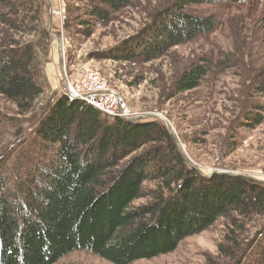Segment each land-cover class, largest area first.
<instances>
[{
  "label": "trees",
  "instance_id": "obj_1",
  "mask_svg": "<svg viewBox=\"0 0 264 264\" xmlns=\"http://www.w3.org/2000/svg\"><path fill=\"white\" fill-rule=\"evenodd\" d=\"M75 1L90 2L89 18L78 20L76 30L88 39L98 22L108 23L132 0ZM208 1L176 0L112 59L149 62L212 33L211 16L185 12ZM45 17L46 0H0V24L18 37L0 39V95L18 115L35 111L44 93L41 68L51 43ZM71 27L63 23V29ZM210 68L207 59L190 65L175 80L174 92L196 89ZM253 87L264 96V68ZM263 120L258 112L246 124L253 128ZM33 134L40 156L27 160L20 174L13 176L9 166L0 170V264H55L78 250L111 264L151 260L219 219L230 228L220 256L228 264H264V183L238 174L207 177L188 167L161 121L110 118L63 94L44 109ZM147 182L156 184L150 189ZM141 199L148 201L136 205Z\"/></svg>",
  "mask_w": 264,
  "mask_h": 264
},
{
  "label": "rangeland",
  "instance_id": "obj_2",
  "mask_svg": "<svg viewBox=\"0 0 264 264\" xmlns=\"http://www.w3.org/2000/svg\"><path fill=\"white\" fill-rule=\"evenodd\" d=\"M175 2L132 0L112 12L108 23L98 22L91 37L84 39L76 30L78 20L89 18L86 10L90 2L46 0L45 21L51 43L48 61L41 68L44 93L36 110L25 116L18 115L15 106L0 95V170L9 166L13 176L20 174L27 160L40 156L32 137L44 109L76 83V72L88 68L125 99L139 115L135 121L161 116L164 121L156 120L167 127L188 167L202 175L217 170L264 183V120L253 128L246 124L258 112L264 115V96L253 87L255 76L264 68V0H211L188 5L187 14L214 19L212 33L185 41L149 62L112 59L126 39ZM67 21L72 27L63 29ZM7 36L18 38L0 24V39ZM204 59L211 61L208 75L196 89L176 94L173 88L178 76ZM155 184L147 182L146 186L153 189ZM147 201L141 199L135 204ZM228 224L219 219L209 229L181 241L172 253L131 264H228L219 250L226 245L223 236L230 231ZM246 228L247 234L253 231L252 225ZM55 264L111 263L78 250Z\"/></svg>",
  "mask_w": 264,
  "mask_h": 264
},
{
  "label": "built area",
  "instance_id": "obj_3",
  "mask_svg": "<svg viewBox=\"0 0 264 264\" xmlns=\"http://www.w3.org/2000/svg\"><path fill=\"white\" fill-rule=\"evenodd\" d=\"M76 77V83L67 87L65 95L69 99L86 102L110 118L126 121L139 118V115L129 108L125 99L110 88L107 81L96 71L81 68L76 72Z\"/></svg>",
  "mask_w": 264,
  "mask_h": 264
},
{
  "label": "water",
  "instance_id": "obj_4",
  "mask_svg": "<svg viewBox=\"0 0 264 264\" xmlns=\"http://www.w3.org/2000/svg\"><path fill=\"white\" fill-rule=\"evenodd\" d=\"M51 37L52 38H54V39H56V37L55 36H53L52 34H51ZM59 51V50H58ZM59 53H60V51H59ZM60 66L62 67V62H61V56H60ZM151 117H153V118H155V119H159V120H162V121H164V119L161 117V116H159V115H151ZM132 120H134V119H130V121H132ZM165 123L167 124V126H169V123L167 122V121H165ZM221 172V171H220ZM219 171H213V172H211L209 175H205V176H210L211 174H213V173H220ZM226 173H228V174H231V175H234V174H236V173H229V172H226Z\"/></svg>",
  "mask_w": 264,
  "mask_h": 264
}]
</instances>
